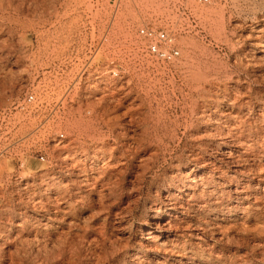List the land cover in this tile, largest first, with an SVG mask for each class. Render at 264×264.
Instances as JSON below:
<instances>
[{
    "label": "rangeland",
    "instance_id": "1",
    "mask_svg": "<svg viewBox=\"0 0 264 264\" xmlns=\"http://www.w3.org/2000/svg\"><path fill=\"white\" fill-rule=\"evenodd\" d=\"M113 1L0 0V264H264V0Z\"/></svg>",
    "mask_w": 264,
    "mask_h": 264
},
{
    "label": "built area",
    "instance_id": "2",
    "mask_svg": "<svg viewBox=\"0 0 264 264\" xmlns=\"http://www.w3.org/2000/svg\"><path fill=\"white\" fill-rule=\"evenodd\" d=\"M201 5H211L219 0H189ZM120 0H114L113 6L117 9ZM138 35L146 44L147 53L162 64H173L181 58V51L176 44L175 33L166 28H157L154 26H142L138 29ZM29 102L34 101V96L28 98ZM63 138V136L61 137ZM41 161H45V157H40Z\"/></svg>",
    "mask_w": 264,
    "mask_h": 264
},
{
    "label": "bare ground",
    "instance_id": "3",
    "mask_svg": "<svg viewBox=\"0 0 264 264\" xmlns=\"http://www.w3.org/2000/svg\"><path fill=\"white\" fill-rule=\"evenodd\" d=\"M131 1H133V0H122V2H123V8H122V10H120V12L118 13V16L116 17V20L114 21V28L115 29H117V30H119V31H122L123 29H125V26H126V16H127V14H128V11L131 9L130 8V4H131ZM263 28V27H262ZM264 30V29H263ZM117 31H115V33H116ZM119 33V32H118ZM116 35V34H115ZM114 35V36H115ZM123 35V34H122ZM113 36V37H114ZM117 36V35H116ZM115 38V37H114ZM261 41V40H260ZM262 42V41H261ZM260 42V44H258V46H260V48H263L264 49V43H261ZM254 44V43H253ZM4 45V44H3ZM109 53V52H108ZM255 55V54H254ZM133 76V75H132ZM113 81V80H112ZM82 83V82H81ZM105 84V83H104ZM189 84V83H188ZM96 86V85H95ZM90 88V87H89ZM96 89V88H95ZM111 103V102H110ZM113 103V102H112ZM212 111V110H211ZM206 114V113H205ZM234 116V115H233ZM234 118V117H233ZM263 120V119H262ZM237 121V120H236ZM240 121V120H239ZM264 121V120H263ZM235 125V124H234ZM77 127V126H76ZM231 127V126H230ZM130 128V127H129ZM235 129V128H234ZM75 134V133H74ZM259 134V133H258ZM257 134V135H258ZM263 135V134H262ZM259 137V136H258ZM262 137V136H261ZM260 138V137H259ZM264 138V137H263ZM257 139V138H256ZM246 140V139H245ZM253 140V139H252ZM260 140H262V139H260ZM258 141V140H257ZM264 142V141H263ZM130 143V142H129ZM255 143H256V141H255ZM254 143V144H255ZM251 146V145H250ZM252 147V146H251ZM231 149V148H230ZM248 150V149H247ZM252 155V154H251ZM250 157H252V156H250ZM256 157V156H255ZM121 161V160H120ZM253 163V162H252ZM255 164V163H254ZM249 167V166H248ZM253 167V166H252ZM255 168V167H254ZM263 168V167H262ZM251 169V168H250ZM255 171V170H254ZM257 171V170H256ZM262 171H263V169H262ZM253 172V171H252ZM245 174V173H244ZM243 174V175H244ZM259 174V173H258ZM252 178V177H251ZM83 179V178H82ZM203 179V178H202ZM252 182V181H251ZM248 186H250V185H248ZM264 188V187H263ZM256 189H257V187H256ZM262 189V188H261ZM257 191V190H256ZM260 191V190H259ZM254 192V191H253ZM238 193V192H237ZM261 194V193H260ZM256 196V195H255ZM194 199H196V198H194ZM193 199V200H194ZM192 201V200H191ZM262 202H264V201H262ZM194 203H195V200H194ZM199 203V202H198ZM187 206V205H186ZM194 206V205H193ZM195 206H197V204L195 205ZM203 206H205V205H203ZM216 206V205H215ZM220 206V205H219ZM189 207H190V205H189ZM252 207V206H251ZM175 208V207H174ZM177 208V207H176ZM187 208V207H186ZM191 208V207H190ZM212 208H214V207H212ZM185 222V221H184ZM187 223V222H186ZM185 223V224H186ZM176 227V226H175ZM171 228V227H170ZM174 229V228H173ZM182 229V228H181ZM189 229V228H188ZM199 229V228H198ZM177 230V229H176ZM175 230V231H176ZM189 230H191V228L189 229ZM178 231V230H177ZM172 232V231H171ZM186 232V231H185ZM176 232H174V234H175ZM188 234V233H187ZM173 235V234H172ZM177 235H178V233H177ZM184 235V234H183ZM193 235H196V234H193ZM197 236V235H196ZM177 237V236H176ZM186 238V237H185ZM171 239V238H170ZM203 239V238H202ZM181 241V240H180ZM35 243V242H34ZM157 245H159V244H157ZM163 246H164V244H162ZM177 245V244H176ZM158 247H160V246H158ZM175 247V246H174ZM177 247V246H176ZM151 248V247H150ZM157 248V247H156ZM149 249V248H148ZM161 249V248H160ZM177 249V248H176ZM151 250V249H150ZM155 251V250H154ZM162 251V250H161ZM160 251V252H161ZM163 253V252H162ZM179 253V252H178ZM177 254V253H176ZM185 254V253H184ZM183 257V256H182Z\"/></svg>",
    "mask_w": 264,
    "mask_h": 264
}]
</instances>
